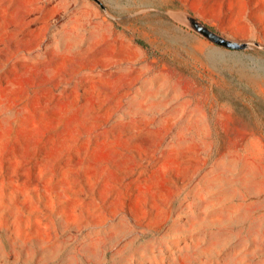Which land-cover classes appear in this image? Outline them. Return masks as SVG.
<instances>
[{"label": "rangeland", "instance_id": "1", "mask_svg": "<svg viewBox=\"0 0 264 264\" xmlns=\"http://www.w3.org/2000/svg\"><path fill=\"white\" fill-rule=\"evenodd\" d=\"M101 1L0 0V264H264V0Z\"/></svg>", "mask_w": 264, "mask_h": 264}, {"label": "water", "instance_id": "2", "mask_svg": "<svg viewBox=\"0 0 264 264\" xmlns=\"http://www.w3.org/2000/svg\"><path fill=\"white\" fill-rule=\"evenodd\" d=\"M94 1L103 9H105V6L101 0ZM176 18L182 25L190 28L192 31L217 46L233 50H241L247 47L246 43L237 42L219 34L218 32L214 31L191 14H183L182 16L178 15L176 16Z\"/></svg>", "mask_w": 264, "mask_h": 264}]
</instances>
